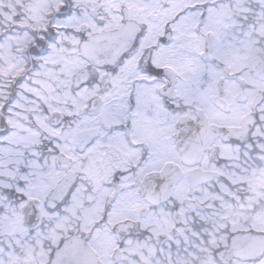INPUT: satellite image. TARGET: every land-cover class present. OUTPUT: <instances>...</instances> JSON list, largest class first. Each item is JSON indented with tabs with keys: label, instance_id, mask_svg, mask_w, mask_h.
Listing matches in <instances>:
<instances>
[{
	"label": "snow or ice",
	"instance_id": "1",
	"mask_svg": "<svg viewBox=\"0 0 264 264\" xmlns=\"http://www.w3.org/2000/svg\"><path fill=\"white\" fill-rule=\"evenodd\" d=\"M0 264H264V0H0Z\"/></svg>",
	"mask_w": 264,
	"mask_h": 264
}]
</instances>
